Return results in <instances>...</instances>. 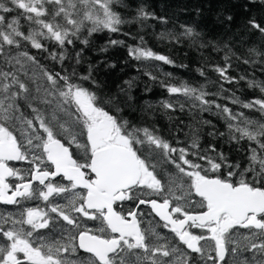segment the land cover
I'll use <instances>...</instances> for the list:
<instances>
[{"label":"snow or ice","instance_id":"obj_1","mask_svg":"<svg viewBox=\"0 0 264 264\" xmlns=\"http://www.w3.org/2000/svg\"><path fill=\"white\" fill-rule=\"evenodd\" d=\"M247 4L264 9V0ZM131 8L130 0H0V205L11 206L0 211V264H264V80L230 74L234 61L264 74V17L247 8L242 31L219 39L194 25L160 34L200 51L195 71L215 72L219 85L159 81L184 98L161 101L164 114L171 120L187 105L197 121L190 140L172 142L148 123L158 109L137 107L138 78L106 89L99 65H116L85 55L99 34L167 22L143 5L129 20ZM245 36L257 40L246 46ZM138 39H109L100 51L126 46L133 60L187 67ZM241 82L258 95H237ZM204 127L228 150L202 144Z\"/></svg>","mask_w":264,"mask_h":264},{"label":"trees","instance_id":"obj_2","mask_svg":"<svg viewBox=\"0 0 264 264\" xmlns=\"http://www.w3.org/2000/svg\"><path fill=\"white\" fill-rule=\"evenodd\" d=\"M132 8L129 10L127 18L131 20L135 14V9L141 5L145 10L154 13L156 16L166 17L167 22L159 20L147 19L142 23L136 21L128 23L123 26V32L131 33V35H123L121 33L115 34H99L95 37L92 47L86 52V57L94 64L104 61L106 63H114L115 68H108L105 64H100V71L97 73L99 80L104 82L106 89L116 90L118 85H122L123 81L137 77L138 87L133 90V95L136 97L137 107L143 106L146 102L153 104L158 111L153 120L148 121L149 124H154L160 133L172 142L178 137L181 141L190 140L191 133L197 128V121L193 120L192 115L188 112L186 105L185 112L171 113L172 119L164 114V110L159 108V103L165 100H172L184 102L183 97L170 96L169 93L160 86L159 81L164 80L170 83H180L186 81L192 84L206 86V90L216 92L219 90V85L216 83L217 74L211 70L207 72V79L200 77L195 69L203 64L200 59L201 52L190 47L185 43H175L169 39H161V33H178L181 30V25H194L199 31H202L208 39H219L226 35L237 34L242 31L241 25L250 14L246 11L251 8V14L256 15L257 18L264 17V9L259 7H251L247 4V0H130ZM199 10V14L197 13ZM226 15H232L234 21L230 26L222 22ZM230 29V30H229ZM144 36L145 47L150 48L156 53L169 56L175 61L176 65L185 64L186 68L174 67L165 65L157 61H136L129 57L128 48L126 46H109L107 52H101L100 49L107 45L109 39L122 40L125 45L139 44L138 37ZM135 37V39H134ZM237 43H239L240 36H236ZM246 46H250L257 40L254 36H245ZM35 52V50H32ZM205 56L208 52L203 53ZM212 61L215 63H222V56L212 53ZM50 63L49 61H44ZM230 69V74L234 76H241L247 73L249 77L255 75L257 79L264 80L259 68L253 69L250 66L240 64ZM156 65V67H142L141 65ZM83 70V69H82ZM145 72H151L157 76V82L149 79ZM165 73H172V77H166ZM150 88V91H145V87ZM225 87H229L225 85ZM240 91L237 95L241 98H252L253 93L248 89L244 82L238 86ZM219 103H227L223 99H218ZM204 119H210L220 131H226L222 120H218L210 113L201 114ZM136 118L137 114L133 113ZM182 122V123H181ZM208 127L202 128L201 142L205 146L209 143H217L223 147L225 151L228 150V145L223 144L222 141L214 140L212 137L206 135Z\"/></svg>","mask_w":264,"mask_h":264},{"label":"flooded vegetation","instance_id":"obj_3","mask_svg":"<svg viewBox=\"0 0 264 264\" xmlns=\"http://www.w3.org/2000/svg\"><path fill=\"white\" fill-rule=\"evenodd\" d=\"M10 208H11V206L0 205V211H4V210L10 209ZM157 231H161V229L158 228Z\"/></svg>","mask_w":264,"mask_h":264}]
</instances>
